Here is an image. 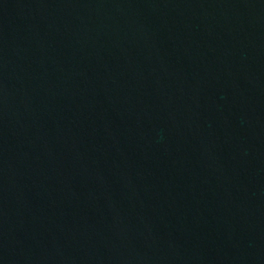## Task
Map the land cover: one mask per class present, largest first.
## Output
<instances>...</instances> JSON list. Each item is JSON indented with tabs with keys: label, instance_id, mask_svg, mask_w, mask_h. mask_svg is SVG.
<instances>
[{
	"label": "water",
	"instance_id": "water-1",
	"mask_svg": "<svg viewBox=\"0 0 264 264\" xmlns=\"http://www.w3.org/2000/svg\"><path fill=\"white\" fill-rule=\"evenodd\" d=\"M0 264H264V0H0Z\"/></svg>",
	"mask_w": 264,
	"mask_h": 264
}]
</instances>
